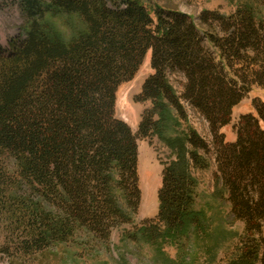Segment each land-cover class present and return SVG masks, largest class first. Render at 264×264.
I'll use <instances>...</instances> for the list:
<instances>
[{
	"label": "trees",
	"instance_id": "1",
	"mask_svg": "<svg viewBox=\"0 0 264 264\" xmlns=\"http://www.w3.org/2000/svg\"><path fill=\"white\" fill-rule=\"evenodd\" d=\"M17 2L25 38L0 55V254L10 256L15 238L27 252L77 227L108 237V223L129 222L141 197L137 138L150 133L176 158L163 170L158 216L140 234L187 241L205 230L193 171L210 152L244 233L264 231V100L241 115L232 143L220 132L252 85L264 87V0L229 15L202 10L198 21L155 0ZM147 55L141 97L154 106L134 133L115 116L116 93ZM187 105L205 118L210 139L190 127L165 139L173 122L187 121ZM241 252L243 264L261 254Z\"/></svg>",
	"mask_w": 264,
	"mask_h": 264
},
{
	"label": "rangeland",
	"instance_id": "2",
	"mask_svg": "<svg viewBox=\"0 0 264 264\" xmlns=\"http://www.w3.org/2000/svg\"><path fill=\"white\" fill-rule=\"evenodd\" d=\"M162 6H170L192 15L198 21L202 10L218 11L229 15L251 0H155ZM147 2V1H146ZM17 0H0V55L11 53L14 46L25 38L22 33L23 18ZM148 3V2H147ZM149 55L140 65L135 76L123 82L116 93L115 116L128 123L134 133L139 130L142 117L153 109L152 101L141 97L142 85L151 75ZM175 86L181 93L179 74L174 73ZM264 100V87L252 85V90L237 104L231 114V122L220 128L228 143L236 138L235 126L241 115L254 113L253 100ZM187 121L180 120L164 131L165 139L184 138L188 128H193L201 136L210 139L208 123L190 106H185ZM176 119L175 115L172 114ZM174 118L173 121H174ZM157 120V115L153 114ZM264 126V125H263ZM138 180L140 202L136 211L130 210L129 222L108 223V237L85 231L77 227L71 237L62 242L48 245L41 250L24 252L16 247V240L9 241V254H0V264H243L241 251L247 246L259 251V259L250 264H264V231L255 235L244 233L243 222L235 219L226 200V194L220 191L221 183L216 176L217 165L212 152L208 153L207 165L193 171L198 179L195 189V208L206 212L205 230L191 231L189 240L165 241L154 236L145 238L140 234L141 227L151 224L159 213V194L162 185L163 170L176 153L165 140L152 133L138 136ZM156 225V223H155ZM158 230V226H155ZM158 239V240H157ZM23 252V253H21ZM263 257V262L261 258ZM186 259V262H183ZM245 264V263H244Z\"/></svg>",
	"mask_w": 264,
	"mask_h": 264
}]
</instances>
